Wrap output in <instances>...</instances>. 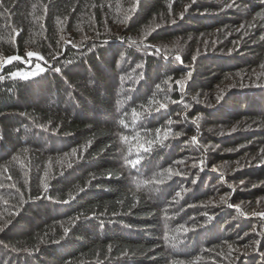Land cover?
I'll use <instances>...</instances> for the list:
<instances>
[{"label":"trees","instance_id":"trees-1","mask_svg":"<svg viewBox=\"0 0 264 264\" xmlns=\"http://www.w3.org/2000/svg\"><path fill=\"white\" fill-rule=\"evenodd\" d=\"M5 58L0 264H264V0H0Z\"/></svg>","mask_w":264,"mask_h":264},{"label":"snow or ice","instance_id":"snow-or-ice-1","mask_svg":"<svg viewBox=\"0 0 264 264\" xmlns=\"http://www.w3.org/2000/svg\"><path fill=\"white\" fill-rule=\"evenodd\" d=\"M33 55H34V54H33L32 52H29V53H28V56H30V57L33 56ZM37 58H39V57H37ZM13 59H15V58H13ZM177 59L179 60L180 58L177 57ZM40 71H43V69H40ZM55 71H56V72H60L61 69H60V68H56ZM10 75L13 76V77H15V76H16V73H11ZM188 75L190 76L191 74L189 73ZM2 78H3V77H0V79H2ZM177 84H179L181 87H183L184 80L177 81ZM218 99H219V98H218ZM160 107H161V108H164L165 105H164V104H160ZM161 131H162V130H161L160 128H157V129H156L157 136H159V134H160ZM176 135L179 136L180 133H176ZM164 137H165V138L168 137V132H167V131H164ZM125 139H127V138H125ZM192 140H193V143H195V142H196V137H193ZM152 143H153V141H151V140L148 141V144H149V145H151ZM149 150H150V149H149L148 147H143V151L147 152V151H149ZM131 163H132L133 165H135V164L139 163V161H132ZM202 163H203V162H201V164H202ZM169 173H171V169H169ZM152 182H153V183H162L163 180H160V181H152ZM45 188H46V186H45ZM177 195L179 196L180 193H177ZM222 202H226V201H224L223 198H222ZM229 206H231V205H229ZM261 217L264 218V213L261 214ZM208 219L211 220L212 217L209 216ZM182 227H183V226H182ZM2 230H3V229L0 228V231H2ZM178 264H179V262H178Z\"/></svg>","mask_w":264,"mask_h":264},{"label":"water","instance_id":"water-1","mask_svg":"<svg viewBox=\"0 0 264 264\" xmlns=\"http://www.w3.org/2000/svg\"><path fill=\"white\" fill-rule=\"evenodd\" d=\"M6 59L7 58H5L4 60H3V62H2V65H1V68H0V71H1V69L3 68V66L5 65V61H6ZM16 59V58H15ZM28 63V62H27Z\"/></svg>","mask_w":264,"mask_h":264},{"label":"rangeland","instance_id":"rangeland-1","mask_svg":"<svg viewBox=\"0 0 264 264\" xmlns=\"http://www.w3.org/2000/svg\"><path fill=\"white\" fill-rule=\"evenodd\" d=\"M2 62H3V60H2ZM5 63H6V61H5ZM25 64H26V65H28V63H27V62H25ZM1 65H2V63H1Z\"/></svg>","mask_w":264,"mask_h":264},{"label":"bare ground","instance_id":"bare-ground-1","mask_svg":"<svg viewBox=\"0 0 264 264\" xmlns=\"http://www.w3.org/2000/svg\"><path fill=\"white\" fill-rule=\"evenodd\" d=\"M210 40V39H209ZM131 149V148H130ZM128 154V153H127ZM1 226H2V224H1Z\"/></svg>","mask_w":264,"mask_h":264}]
</instances>
